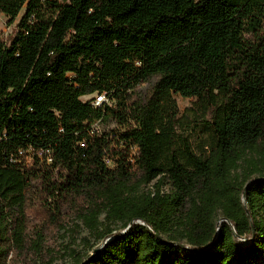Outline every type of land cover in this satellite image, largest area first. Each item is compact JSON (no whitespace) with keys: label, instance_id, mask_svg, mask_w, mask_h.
Segmentation results:
<instances>
[{"label":"trees","instance_id":"16d2710c","mask_svg":"<svg viewBox=\"0 0 264 264\" xmlns=\"http://www.w3.org/2000/svg\"><path fill=\"white\" fill-rule=\"evenodd\" d=\"M23 8L0 37V264L74 219L112 238L76 264H264V0H0Z\"/></svg>","mask_w":264,"mask_h":264},{"label":"rangeland","instance_id":"374dc122","mask_svg":"<svg viewBox=\"0 0 264 264\" xmlns=\"http://www.w3.org/2000/svg\"><path fill=\"white\" fill-rule=\"evenodd\" d=\"M24 12V8L13 22L0 12V37H7L13 35L17 31V23ZM98 93L83 95V101L92 100ZM177 100L181 113L190 114L189 108L192 106L195 99L191 97H183L179 94H174ZM188 127L192 130V143L197 148L199 143L208 142L207 132L201 125H195L188 119ZM107 127L113 124H107ZM99 129L103 128L99 124ZM148 187V186H147ZM169 188L165 187L167 190ZM102 218V217H101ZM222 220L219 221L221 223ZM38 221L34 220L30 223V232L35 235L34 231L37 230ZM107 227L114 228L115 231L119 229L120 222H109ZM106 225L102 229L107 228ZM44 244L40 253L36 255L28 254L27 256L15 257L13 264H76L79 259H84L88 254L94 251V248L101 243V239L97 235L90 232L80 220H72L64 228L59 230L50 229L45 236ZM100 247V246H99ZM32 262V263H30Z\"/></svg>","mask_w":264,"mask_h":264},{"label":"built area","instance_id":"2783aa9c","mask_svg":"<svg viewBox=\"0 0 264 264\" xmlns=\"http://www.w3.org/2000/svg\"><path fill=\"white\" fill-rule=\"evenodd\" d=\"M104 100H105V95L104 94L96 95L95 98H94V102L93 103L95 105H97V104L102 103Z\"/></svg>","mask_w":264,"mask_h":264},{"label":"water","instance_id":"95a60500","mask_svg":"<svg viewBox=\"0 0 264 264\" xmlns=\"http://www.w3.org/2000/svg\"><path fill=\"white\" fill-rule=\"evenodd\" d=\"M110 239H112V238H108V239H106L105 243L108 242ZM105 243L102 244L100 247L96 248L95 251H94V253H98V252L100 251V249L105 245ZM94 253H93V254H94Z\"/></svg>","mask_w":264,"mask_h":264}]
</instances>
